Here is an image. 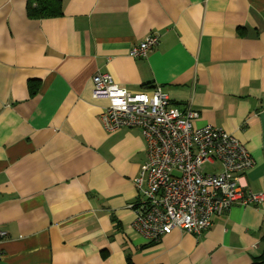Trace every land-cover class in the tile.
I'll list each match as a JSON object with an SVG mask.
<instances>
[{
	"label": "crops",
	"instance_id": "crops-1",
	"mask_svg": "<svg viewBox=\"0 0 264 264\" xmlns=\"http://www.w3.org/2000/svg\"><path fill=\"white\" fill-rule=\"evenodd\" d=\"M0 0V264H250L264 249V202L233 205L201 235L147 241L132 223L147 159L139 128L108 130L92 77L130 91L156 86L221 127L264 190V0ZM37 3H34V6ZM146 57L131 54L147 35ZM218 170V162L214 167Z\"/></svg>",
	"mask_w": 264,
	"mask_h": 264
},
{
	"label": "built area",
	"instance_id": "built-area-1",
	"mask_svg": "<svg viewBox=\"0 0 264 264\" xmlns=\"http://www.w3.org/2000/svg\"><path fill=\"white\" fill-rule=\"evenodd\" d=\"M158 41V35H147L131 54L146 57ZM92 84L94 99L108 102L102 113L105 127H136L146 140L147 159L134 179L138 197L130 206L132 226L147 241H158L175 228L201 235L213 215L233 205L264 202V190H245L240 179L254 166L247 146L221 127L196 126L199 111L173 105L159 85L151 93L130 91L100 72ZM5 235L0 230V240Z\"/></svg>",
	"mask_w": 264,
	"mask_h": 264
},
{
	"label": "trees",
	"instance_id": "trees-1",
	"mask_svg": "<svg viewBox=\"0 0 264 264\" xmlns=\"http://www.w3.org/2000/svg\"><path fill=\"white\" fill-rule=\"evenodd\" d=\"M37 5L34 6V3ZM28 13L34 17L55 16L61 13L59 0H31L28 6ZM126 264H133L130 260ZM250 264H264V249L259 257Z\"/></svg>",
	"mask_w": 264,
	"mask_h": 264
}]
</instances>
